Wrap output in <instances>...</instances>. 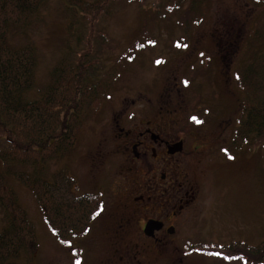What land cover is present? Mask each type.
<instances>
[{
  "label": "rangeland",
  "instance_id": "1",
  "mask_svg": "<svg viewBox=\"0 0 264 264\" xmlns=\"http://www.w3.org/2000/svg\"><path fill=\"white\" fill-rule=\"evenodd\" d=\"M263 12L264 6L256 0H208L199 23L183 28L177 25L182 12L157 13L151 0L118 4L99 23L108 37L102 63L110 65L113 57L143 38L144 32L149 31L151 41L137 45L134 60L122 69L116 93L101 104L96 115L85 120L70 153L43 165V177L49 180L64 170L74 179L79 193H98L110 203L113 192L123 188L121 176H130L123 158L115 155L112 139L113 118L121 109L126 108L124 122L173 110L177 130L209 135L222 126L234 129L239 118L237 107L244 96L234 73L249 61L246 43ZM70 19L64 0H48L31 22L9 37L14 47L35 48L37 62L30 99L48 84L49 73L65 55L66 44L72 43V35L67 32ZM227 134L228 130L223 138ZM224 146L225 141H221L210 153L201 150L208 155L200 158L194 170L197 201L193 206L192 234L207 252V264H243L231 259L227 252L207 248L232 242L254 246L263 239L264 146L255 140L238 149H232L231 144V150H225ZM14 168L32 174L41 167ZM1 169L0 163V172ZM7 184L34 226L38 243L34 264H74L73 245L63 246L57 241L31 189L13 177L7 179ZM114 211L113 206H108L92 222L89 235L96 227L110 223ZM2 227L0 210V230ZM25 260L21 256L18 263Z\"/></svg>",
  "mask_w": 264,
  "mask_h": 264
},
{
  "label": "trees",
  "instance_id": "2",
  "mask_svg": "<svg viewBox=\"0 0 264 264\" xmlns=\"http://www.w3.org/2000/svg\"><path fill=\"white\" fill-rule=\"evenodd\" d=\"M47 1L0 0V264H19L21 256L26 259L22 264H34L32 258L38 248L34 226L7 184L10 177L31 189L44 222L61 245L71 246L88 234L102 210L100 194L79 193L74 179L64 170L46 180L42 168L73 150L85 120L96 115L101 104L116 93L122 69L134 60L137 45L151 41L149 31L144 32L143 38L105 65L102 57L108 50V37L99 23L118 4L137 0H64L71 13L67 32L72 43L66 44L65 55L49 73L48 84L30 99L37 62L35 48L14 47L9 37L31 22ZM151 1L157 13L182 12L176 23L186 28L199 23L208 0ZM256 2L264 6V0ZM77 25L83 30L76 29ZM256 25L246 43L249 61L234 73L244 91L232 138L238 148L249 146L252 140L264 146V12ZM16 165L41 168L30 174L16 171ZM207 249L227 252L243 264L264 262V236L254 246L232 242Z\"/></svg>",
  "mask_w": 264,
  "mask_h": 264
},
{
  "label": "flooded vegetation",
  "instance_id": "3",
  "mask_svg": "<svg viewBox=\"0 0 264 264\" xmlns=\"http://www.w3.org/2000/svg\"><path fill=\"white\" fill-rule=\"evenodd\" d=\"M125 113L126 108L114 116L112 139L130 176H121L123 188L113 192L110 203L101 196L97 218L113 206L110 223L73 241V263L207 264V252L192 234L194 170L221 141L225 150L238 149L229 143L238 124L204 135L177 130L173 110L124 122Z\"/></svg>",
  "mask_w": 264,
  "mask_h": 264
},
{
  "label": "snow or ice",
  "instance_id": "4",
  "mask_svg": "<svg viewBox=\"0 0 264 264\" xmlns=\"http://www.w3.org/2000/svg\"><path fill=\"white\" fill-rule=\"evenodd\" d=\"M231 158V157H230Z\"/></svg>",
  "mask_w": 264,
  "mask_h": 264
}]
</instances>
